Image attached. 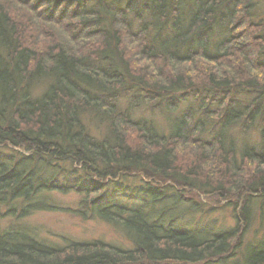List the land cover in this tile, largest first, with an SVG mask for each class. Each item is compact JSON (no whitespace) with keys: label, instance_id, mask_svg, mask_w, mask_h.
<instances>
[{"label":"trees","instance_id":"trees-1","mask_svg":"<svg viewBox=\"0 0 264 264\" xmlns=\"http://www.w3.org/2000/svg\"><path fill=\"white\" fill-rule=\"evenodd\" d=\"M255 7L253 0H0V207L46 210L48 192H84L90 212L133 244L61 249L0 235V264H264V236L239 252L245 225L231 236L199 237L153 206L170 193L197 197L199 208L234 206L245 223L249 201L264 199V146L245 145L239 159L229 135L256 128L264 139V19ZM245 91L251 99L242 101ZM187 97L215 109L194 116L189 108L168 134L136 114L171 113ZM78 169L92 182L69 186ZM133 175L151 206L107 203L106 188L118 192Z\"/></svg>","mask_w":264,"mask_h":264},{"label":"rangeland","instance_id":"rangeland-1","mask_svg":"<svg viewBox=\"0 0 264 264\" xmlns=\"http://www.w3.org/2000/svg\"><path fill=\"white\" fill-rule=\"evenodd\" d=\"M255 2L254 14L264 19V0H253ZM38 89V88H37ZM241 100H250L251 96L247 91L237 94ZM195 97V96H190ZM201 97V96H200ZM213 97V96H212ZM206 106V105H205ZM191 109L194 116H202L206 111L212 113L215 109L214 104L206 106L201 110L200 98H188L183 101L173 112L163 111L159 108H144L141 112L136 113L138 117L152 121L161 133H170L173 119L181 116L186 110ZM209 110V111H208ZM216 117V116H214ZM94 134L99 135L100 129L96 124L91 123ZM230 136L236 138L239 142L237 147V157L240 159L242 150L245 145H250L260 150L264 146V139L258 129L244 132L241 128H232ZM248 133V134H247ZM241 139H243L241 141ZM258 166V165H257ZM73 173L66 184L85 186L93 180L91 175H86L80 169ZM150 175V174H149ZM61 177V176H60ZM65 177H61L65 182ZM140 175H133L131 179H126L120 191L116 192L111 188H106L109 204H120L128 206H151L146 200V193L140 182ZM96 182V180H94ZM78 193L73 189L65 192L51 191L46 194V202L50 209L29 210L24 208L23 204L14 210L9 205H1L0 211V235H6L12 240H32L36 239L55 248H65L71 242H93L102 241L104 243L122 248H132L133 244L123 231L100 219L94 212H90L87 206L86 198L88 194ZM166 203L153 204L156 209L166 207L172 215L176 216L173 223L176 226L187 229L199 237H205L214 234H231L239 231L245 225L244 232L240 239L239 252L250 243H253L264 236V199L255 198L249 201L252 213L248 215L245 223L237 218L234 206L226 205L221 208L209 210L208 208L196 207L197 197H192L190 202L187 199L177 201L175 197ZM88 199V198H87ZM148 199V198H147ZM18 201V200H16ZM148 201V202H146ZM226 204L227 202L224 201ZM89 208V209H88ZM153 215H158L153 212ZM169 215V214H168ZM19 237V238H18ZM262 237V238H260ZM232 261V260H231ZM238 261V260H236ZM243 261V260H242ZM171 264V263H170ZM228 264H244V262L235 263L232 261Z\"/></svg>","mask_w":264,"mask_h":264}]
</instances>
